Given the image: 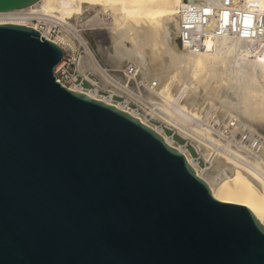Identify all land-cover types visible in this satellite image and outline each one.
Segmentation results:
<instances>
[{
	"label": "water",
	"instance_id": "water-1",
	"mask_svg": "<svg viewBox=\"0 0 264 264\" xmlns=\"http://www.w3.org/2000/svg\"><path fill=\"white\" fill-rule=\"evenodd\" d=\"M64 56L0 24V264H264L256 214L152 127L58 82Z\"/></svg>",
	"mask_w": 264,
	"mask_h": 264
},
{
	"label": "bare ground",
	"instance_id": "bare-ground-1",
	"mask_svg": "<svg viewBox=\"0 0 264 264\" xmlns=\"http://www.w3.org/2000/svg\"><path fill=\"white\" fill-rule=\"evenodd\" d=\"M94 6L112 18L108 41L97 37L107 29L97 17L88 16L75 37L68 31L74 18ZM191 7L206 13L208 34L202 48L191 40L184 46L178 41L184 13ZM89 22L92 28L84 29ZM0 24L32 27L60 45L65 55L72 54L80 73L97 90H109L111 97L73 85L71 89L152 127L185 155L217 200L248 206L264 225V0H40L0 11ZM54 28L59 30L51 36ZM117 93L179 129L208 165L201 167L188 148L128 101H115ZM212 102L217 105L211 107Z\"/></svg>",
	"mask_w": 264,
	"mask_h": 264
},
{
	"label": "rangeland",
	"instance_id": "rangeland-1",
	"mask_svg": "<svg viewBox=\"0 0 264 264\" xmlns=\"http://www.w3.org/2000/svg\"><path fill=\"white\" fill-rule=\"evenodd\" d=\"M92 8L94 9V10H92ZM90 9V10H89ZM89 9H88V12H86L84 15H82L80 18H78V17H76V18H74L73 20H72V26H71V28H69V33L71 32V35L73 36V37H75L74 36V34L75 33H77L82 27L80 26V25H84V22H86V21H88V19H90L91 17L92 18H96L97 17V19L99 18L101 21L103 20V25H102V27H105V28H107V29H105V31H106V33H99L98 35H97V37H98V39L99 38H101L102 39V36H104L105 38L107 37V41H108V39L110 40V38H108L110 35H108V33L110 32V27L112 26V18L109 16V15H107L106 14V11L105 10H103V9H101V8H99L98 6H94V7H89ZM99 11H98V10ZM97 11V12H93L94 14H91L92 13V11ZM102 11V12H101ZM101 12V13H100ZM97 13H98V15H97ZM96 14V15H95ZM86 15V16H85ZM86 17V19L84 20V18ZM90 17V18H87V17ZM101 17V18H100ZM77 18H78V20H77ZM98 19V20H99ZM75 20V21H74ZM78 21V22H77ZM93 24V22L92 23H87V24H85L86 26H84L83 28L84 29H88V30H90L91 28H92V25ZM98 25H100V24H98ZM74 26V27H73ZM76 26V27H75ZM109 26V27H108ZM73 27V28H72ZM100 27H101V25H100ZM75 28V29H74ZM78 29V30H77ZM75 30V31H74ZM88 39H89V42H90V44H91V46L92 47H94L95 48V40H94V38L91 36V35H88ZM105 41H106V39H105ZM179 43H180V41H179ZM180 46H181V43H180ZM81 48H79V50L81 51V52H84L85 51V48H84V46L82 47V46H80ZM72 56V54L70 55V54H68L67 55V60H66V68H68L71 72H73V70L76 68V65H74V64H72V62L74 63L75 61H74V59H73V57H71ZM93 79H95V80H97V81H100L98 78H95L94 76L92 77ZM116 83V82H115ZM102 96H108V95H110L111 93H110V91L109 90H107V89H102ZM114 100L115 101H117V102H120V103H125V102H127L128 101V105L133 109V110H135V111H137V112H139L141 115H143V116H146L154 125H156V126H158V127H160V128H162V129H164L165 131H166V133H167V135L170 137V138H172V139H174L176 142H178L181 146H183V147H187L188 149H189V151L191 152V154L193 155V157L194 158H198V159H200V166L201 167H203V168H205L206 167V165H207V163L205 162V158H204V156L202 155V154H200V152L198 153V151L196 150V145L194 144V143H192V141H190L188 138H186L180 131H179V129H177V128H175V127H173V126H171L170 124H167V122L166 121H164V119L163 118H160V117H153L151 114H150V110H149V107H147V106H145V105H143L142 103H139L137 100H135V99H129L126 95H123V94H120V93H117V94H115V96H114ZM214 102V101H213ZM212 102V106L211 107H214L215 105H217L216 103H217V101H215L216 103H213ZM142 104V105H141ZM213 104H214V106H213Z\"/></svg>",
	"mask_w": 264,
	"mask_h": 264
},
{
	"label": "built area",
	"instance_id": "built-area-1",
	"mask_svg": "<svg viewBox=\"0 0 264 264\" xmlns=\"http://www.w3.org/2000/svg\"><path fill=\"white\" fill-rule=\"evenodd\" d=\"M34 21L37 24L39 22L38 20H34ZM206 24H207V18L205 12H201V10L195 9L193 7L187 9L183 16V32L178 40L180 41L181 46H184L185 42L191 40L195 43V45H198L199 48H202L208 34L207 30L204 28ZM58 30L54 28L50 35L56 36ZM66 60H67V55L64 56L62 60L63 61L62 64L60 66H57V68L55 69V76L58 82L69 88L70 86L73 85L75 87H78L79 89H90L91 91H94L102 95L101 94L102 89L97 90V86L94 85L90 79L86 78L83 74L80 73L78 69L77 61L74 60L75 62L74 63L72 62V64L76 65V68L73 70V72H71L68 68H66ZM132 71L133 68L130 70V72ZM90 76L92 75L90 74ZM114 96L115 95H113L112 98H114ZM106 97H111V94ZM212 147H213V151L215 152L217 148L215 146ZM196 150L198 151V153L200 152L197 149V147ZM193 160L196 161L198 164H200V159L193 157ZM205 162L208 165L206 159Z\"/></svg>",
	"mask_w": 264,
	"mask_h": 264
}]
</instances>
